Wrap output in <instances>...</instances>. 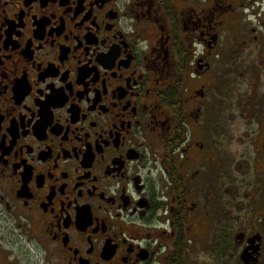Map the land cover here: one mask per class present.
I'll return each mask as SVG.
<instances>
[{"label": "flooded vegetation", "instance_id": "obj_1", "mask_svg": "<svg viewBox=\"0 0 264 264\" xmlns=\"http://www.w3.org/2000/svg\"><path fill=\"white\" fill-rule=\"evenodd\" d=\"M1 221L47 264H264V0H0Z\"/></svg>", "mask_w": 264, "mask_h": 264}, {"label": "rangeland", "instance_id": "obj_2", "mask_svg": "<svg viewBox=\"0 0 264 264\" xmlns=\"http://www.w3.org/2000/svg\"><path fill=\"white\" fill-rule=\"evenodd\" d=\"M1 222L0 239L5 244L11 261L16 262V264H47L37 249L35 241L28 236L25 230L18 231L17 240L14 243L16 238L13 236V223L11 221ZM25 241L30 244V247L26 245Z\"/></svg>", "mask_w": 264, "mask_h": 264}]
</instances>
